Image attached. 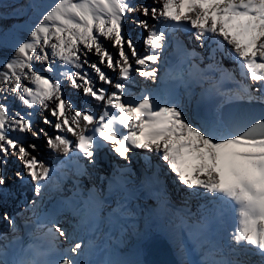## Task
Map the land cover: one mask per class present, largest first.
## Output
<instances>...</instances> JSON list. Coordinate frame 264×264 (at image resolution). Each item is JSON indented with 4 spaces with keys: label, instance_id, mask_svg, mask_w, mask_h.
<instances>
[{
    "label": "snow or ice",
    "instance_id": "6c2138e0",
    "mask_svg": "<svg viewBox=\"0 0 264 264\" xmlns=\"http://www.w3.org/2000/svg\"><path fill=\"white\" fill-rule=\"evenodd\" d=\"M18 9L13 18L31 12L33 22L4 29L0 11V34L13 38L12 55L0 58V200L10 195L12 158L22 169L14 178L32 183L33 199L23 226L19 213L0 215V264H148L146 246L161 234L154 220L169 234H191L198 258L180 264H264V115L246 123L223 103L201 104L215 93L264 105V0H27ZM129 18L147 33L143 51L126 31ZM181 32L191 33V48ZM173 72L183 92L166 86ZM225 82L236 87L224 92ZM192 84L203 89L199 99ZM41 137L50 152L76 157L80 199L64 201L74 223L45 210L66 174L57 179L39 158ZM104 149L121 163L97 176L107 195L95 184L85 194L78 178L91 175ZM141 194L155 203L138 212ZM110 197L122 221L115 234L100 227Z\"/></svg>",
    "mask_w": 264,
    "mask_h": 264
},
{
    "label": "bare ground",
    "instance_id": "6f19581e",
    "mask_svg": "<svg viewBox=\"0 0 264 264\" xmlns=\"http://www.w3.org/2000/svg\"><path fill=\"white\" fill-rule=\"evenodd\" d=\"M146 1L148 4L152 3V0H146ZM26 2H27V0H3V6H2V8H0V11H2L6 16V18L2 21V27L4 29H9L13 25L26 27L27 25L24 23L25 20H28L29 23L33 22L32 19H29V16H32L31 12L28 13V16H22L20 19L13 18L12 12L19 10L18 6L21 4H26ZM42 2L47 4V3H51L52 0H42ZM135 16L138 19L143 18L140 16L139 13H135ZM149 22L152 23L154 21L150 20ZM145 35H147V33L143 30L141 33H139V34L137 33L134 35V39L136 41L142 40L141 51H143V48H144L143 37ZM190 35H191V33H185L184 38L188 41V36H190ZM140 36H142V37H140ZM12 39L13 38L11 36H9L7 42H5L4 36L2 34H0V44L4 45L2 48H0V58H6V57L12 55V51H13V49L11 47ZM197 51H201V49H199V47H197ZM92 57H93L92 59L95 60V56H92ZM225 64L229 68L234 67V64L230 60H227V62ZM237 79H239L238 74H237ZM204 87H207V85H204ZM235 87H236V85L232 82L229 83L228 85L226 83H224L223 86L221 87V90L224 92H228L230 89H233ZM191 89L195 93V98L199 99L200 94L203 90L202 87L200 85H191ZM135 90L136 89H134V91ZM180 91L183 92L184 89H182ZM211 96H212V98L210 100L207 97H205L201 101V104L202 103L203 104L208 103L209 108L213 109L217 105H220L221 103L225 102L224 97H222V96L216 95L215 93H213ZM82 97H83V95H82ZM184 99H187V98L184 97ZM82 102L83 103H80V106H79L81 108L84 107L85 103H86L84 100V97L82 99ZM193 103H195V99H194ZM13 106L18 107L17 104H14ZM88 106L93 108L94 110H96L95 104H89ZM39 158L43 159L47 165H52L56 161L65 158V156L61 153L50 152L47 148H44L40 152ZM153 159H157L154 154H153ZM97 160H98V164H97L96 168L95 169L89 168L91 175L86 176V179L88 181H91V180L98 181L99 179H97V176L98 175L105 176V173L107 172L106 170L108 167H112L115 164L121 163L120 161L117 160V158L115 156H113L108 151L106 152V161L108 164H106L105 161H102L101 157H97ZM133 166H134V169L137 167L135 162H134ZM8 188H9V192H10L8 199L0 200V208L3 209L1 212L7 211L9 214L14 215V216H16L17 213H19L20 215L17 216V223L19 225H21L23 223V218L25 216L23 209H24L25 205L33 199V191H32L33 185L31 182H30V184L27 185V183H24L20 180H18V182H16L14 180L8 184ZM14 196H17L18 198L16 197V200H14ZM141 196H142V200H133V204L135 205L138 212L143 207V203L150 204V202H151V200L148 198L147 194H141ZM152 202H153V204L155 203L154 200H152ZM115 207H116V204L113 202V198H111V197L108 198L107 203L104 204V206H103L102 223H101L100 227H101V230L105 233L111 232V233L115 234L119 231V226L117 228L110 229L112 221L107 222V225L105 224V221L113 215L112 209ZM106 211H108L107 214H106ZM191 211L193 213H195L197 211V204L195 201H193L191 204ZM29 213H27V215ZM66 221H70L73 223L75 222L71 218H69ZM61 222L63 223L65 221L61 220ZM139 222H140L141 226H143L144 218H139ZM232 222H233L232 215L230 213L229 216L226 218L225 223H224V228L226 231L231 230ZM121 223H122V221H121ZM128 223H131V221H128ZM152 226L154 229L161 232V234L159 236H157L156 238L166 239V242H167V244H168V246L172 252V255L175 257L178 264H180V262L182 260H189V259H197L198 258L196 256L195 251L191 248V245L193 244V239H192L191 234L188 231H184L183 233L177 232L175 234H169L168 231L165 229L164 222L159 221V220L152 221ZM0 230L7 231V223L6 222L0 221ZM84 235H85V239L87 240L88 239L87 233L85 232ZM253 259H257V257H253Z\"/></svg>",
    "mask_w": 264,
    "mask_h": 264
},
{
    "label": "water",
    "instance_id": "95a60500",
    "mask_svg": "<svg viewBox=\"0 0 264 264\" xmlns=\"http://www.w3.org/2000/svg\"><path fill=\"white\" fill-rule=\"evenodd\" d=\"M222 104V103H221ZM220 104V105H221ZM203 107L209 108L208 103L202 104ZM210 109V108H209ZM223 110L225 112H238L247 115V122L264 115V105L247 104L242 102H223ZM147 255L145 257L148 264H178L175 257L164 238H155L146 246Z\"/></svg>",
    "mask_w": 264,
    "mask_h": 264
},
{
    "label": "rangeland",
    "instance_id": "374dc122",
    "mask_svg": "<svg viewBox=\"0 0 264 264\" xmlns=\"http://www.w3.org/2000/svg\"><path fill=\"white\" fill-rule=\"evenodd\" d=\"M147 2V1H146ZM14 14V12H12V15ZM130 19L131 18H129V21L126 23V31L132 36V38L134 39V35L135 34H139V33H141L142 32V29L141 28H138V27H136V26H134V25H132L131 24V22H130ZM132 28V29H131ZM140 37H142V36H140ZM134 41L136 42V44H137V46H138V48L140 49V51H141V49H142V40H140V41H136L135 39H134ZM141 43V44H140ZM93 57H91V59H92ZM227 62V60H225V63ZM229 65V64H228ZM38 67H40V66H38ZM67 90V89H66ZM70 95H71V97H72V99L76 102V104H77V107H79L80 106V103H83L82 102V99H83V97H82V94L81 93H77V92H70ZM14 107H17V106H14ZM46 114V113H45ZM37 127H45V125H43V123L40 121V119H39V117H37V125H36ZM48 131H49V133L50 134H52L53 132H52V129H48ZM31 136V134H29V137ZM35 143H37L38 144V146H39V148H40V152L44 149V148H47L46 147V144H45V141H44V138L43 137H41L39 140H37V141H35ZM13 161H14V158H12L10 161H9V165H10V167H9V169H7V175H8V177H9V182H8V184L9 183H11L12 181H16V182H18V180L17 179H15L14 178V176H13V172H15L16 170H22V169H20V167H19V162L18 161H16L15 163H13ZM28 184H30V182L29 183H27V185ZM9 189V188H8ZM16 197L17 196H14V200H16ZM13 198V197H12ZM18 198V197H17ZM8 199V198H7ZM10 201V200H9ZM152 201V200H151ZM151 204H153V202H151ZM3 209L2 208H0V215H2V213L3 212H1ZM113 217H114V215H113ZM114 220H115V222H114V226L113 227H111L112 229H114V228H117L118 226H120V223H121V221H118L117 220V218L116 217H114ZM253 260H255V259H253Z\"/></svg>",
    "mask_w": 264,
    "mask_h": 264
}]
</instances>
